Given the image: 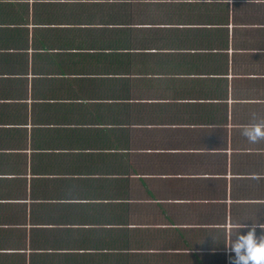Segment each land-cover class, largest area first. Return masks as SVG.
<instances>
[{
    "label": "crops",
    "instance_id": "1",
    "mask_svg": "<svg viewBox=\"0 0 264 264\" xmlns=\"http://www.w3.org/2000/svg\"><path fill=\"white\" fill-rule=\"evenodd\" d=\"M255 123L264 0H0V264H232Z\"/></svg>",
    "mask_w": 264,
    "mask_h": 264
},
{
    "label": "clouds",
    "instance_id": "2",
    "mask_svg": "<svg viewBox=\"0 0 264 264\" xmlns=\"http://www.w3.org/2000/svg\"><path fill=\"white\" fill-rule=\"evenodd\" d=\"M242 134L250 142L256 143L264 139V123L247 125L242 129ZM246 221L242 222L243 226L234 235L230 245H226L234 253L232 264H264V233L257 234V228L264 229V223L251 220L253 223L248 225ZM242 228L249 230L242 232Z\"/></svg>",
    "mask_w": 264,
    "mask_h": 264
}]
</instances>
